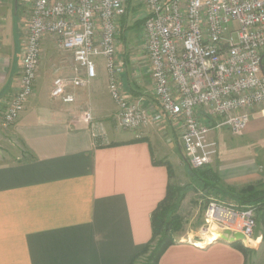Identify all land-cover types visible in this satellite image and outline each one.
Returning <instances> with one entry per match:
<instances>
[{
  "label": "crops",
  "instance_id": "0c3cea01",
  "mask_svg": "<svg viewBox=\"0 0 264 264\" xmlns=\"http://www.w3.org/2000/svg\"><path fill=\"white\" fill-rule=\"evenodd\" d=\"M11 1L0 0V35ZM135 3L126 0L127 14ZM14 4L13 46L16 20L24 19L17 14V0ZM127 14L120 23L122 35ZM25 26L19 33L23 39ZM23 39L14 47L13 68L8 65L0 78V264H132L152 238L151 216L170 183L167 163L182 154L179 132L165 120L139 131L122 129L105 64L87 86L72 89L73 103L52 97L54 78L74 75L76 64L73 54L60 50L50 36L43 40L33 95L19 119L3 127L2 108L19 87ZM129 47L132 54L121 49L118 58L124 92L130 100L157 107L145 44ZM143 55L146 66L135 65ZM128 62L135 65L132 70L125 69ZM254 113L264 115L259 109ZM97 124L105 134L94 137ZM219 161L212 167L224 185L264 188L256 160L242 166ZM190 193L179 209L188 227L176 234L177 242L159 264H247L234 245L203 237L200 203ZM260 224L257 245L264 244V222Z\"/></svg>",
  "mask_w": 264,
  "mask_h": 264
},
{
  "label": "built area",
  "instance_id": "2783aa9c",
  "mask_svg": "<svg viewBox=\"0 0 264 264\" xmlns=\"http://www.w3.org/2000/svg\"><path fill=\"white\" fill-rule=\"evenodd\" d=\"M141 26L157 107L130 100L121 84L118 43L126 0H32L21 53L19 87L1 119L15 123L36 87L43 40L50 36L69 51L75 73L56 76L51 95L76 100L72 89L98 76V62L108 72V90L118 106L119 126L139 131L164 120L179 132L180 145L194 168L210 165L218 154L214 130L242 135L256 109L264 113V0H145ZM87 120H92L86 114ZM94 137L104 135L97 124ZM206 224L221 233L241 232L254 246L257 217L216 201L208 203Z\"/></svg>",
  "mask_w": 264,
  "mask_h": 264
},
{
  "label": "rangeland",
  "instance_id": "374dc122",
  "mask_svg": "<svg viewBox=\"0 0 264 264\" xmlns=\"http://www.w3.org/2000/svg\"><path fill=\"white\" fill-rule=\"evenodd\" d=\"M31 2L32 0H17V4H18L17 14H19V16L22 14L24 19L16 20V23L18 25L17 24L15 25H17L16 30L18 31V33H17V37H15L14 39V44H15L14 46H13V36H12L13 35L12 19L15 17L14 0H12L9 4L10 7L9 9L11 8L12 9L10 10V13L6 17V24L4 28H2L3 32L0 35V78L1 79L6 75V69L8 65H10L13 68L12 56L14 53V47L17 46L19 47V45L22 43L23 38L19 36V33L22 31L21 24L22 25L26 24V22L29 19L30 11H31ZM135 2H136L135 5L130 6L129 14H127L126 17L127 20L125 21V34L122 35V33L120 32V37H119L120 44H119L118 52L119 50L121 51L122 49V52L124 50V52L126 51L127 52L126 54L129 55L132 54V51L130 50L129 47L130 45H132L134 48L136 47V49L137 47L142 49L145 44V40L141 34V28L139 24L141 25L143 24L142 21L146 19L148 12L146 8L145 0H135ZM1 8L3 9L5 7H1ZM23 35H24L23 40H25V33ZM134 51L135 50L133 49V53ZM21 53H20V58L18 57V59H20V64H21ZM98 64H99L98 65V73H99L100 66L104 65L105 63L104 61L100 60ZM135 65L146 66V59H144V55H143V59H140V61H138V63ZM135 65L131 64V62H128V66L125 69L132 70ZM17 76H19V73ZM2 109H4L3 110L4 113V111L6 110L5 105ZM163 123L164 121L159 123L158 125H161ZM211 136L216 140H218V150H219L217 158L211 164V166L216 167L215 164L218 159L220 160L219 163L221 162L225 164L237 163L238 165L241 166L244 163L247 164V162L249 161L253 163L254 160H256L259 164L260 169L264 172V115H259V113L252 114L248 126L246 127V131L242 135H234L229 129L223 128L212 131L210 137ZM179 150L182 152V154L180 155L179 153H177L178 154L177 159L171 157L172 160L169 163L172 166V173H173L172 184L183 186L193 180V173L191 171V168L194 167L191 166V164L188 162L187 158L185 157L180 145V140H179ZM166 158L168 157L166 156ZM227 191L229 192V190ZM227 191L217 192V191H209V190H201V189H199L198 191H191L190 193L191 196L197 198V202L200 203V208L197 216L200 222L204 224V226L206 224L205 212L209 202L216 201L228 206L229 205L237 206L238 204L237 198L232 194L228 193ZM186 227H188V222L184 217L182 228L174 232V237L176 238V234L186 229ZM218 231H221L220 228L213 225L209 230L203 229L201 234L205 239H208L207 235L211 234L212 232H218ZM255 245L254 247L251 248L253 249L259 248V249H257L256 252H254L248 257L247 264H264V244L257 246ZM149 254L150 252L142 256L137 261V264H146L147 257L149 256Z\"/></svg>",
  "mask_w": 264,
  "mask_h": 264
},
{
  "label": "trees",
  "instance_id": "16d2710c",
  "mask_svg": "<svg viewBox=\"0 0 264 264\" xmlns=\"http://www.w3.org/2000/svg\"><path fill=\"white\" fill-rule=\"evenodd\" d=\"M145 20L142 21L144 23ZM138 25V24H137ZM141 25V24H139ZM123 27L120 32L122 33ZM170 183L165 198L158 204L151 216L152 238L136 255L132 264L149 253L146 264H159L160 257L166 249L177 242L174 232L182 228L184 216L179 209L188 192L201 190L227 191L237 198V208L252 207L256 212L257 220L264 222V188L260 184H247L242 187L226 186L222 183L218 172L211 166L191 168L193 180L183 186L172 184V166L167 163ZM264 241V234H262ZM232 245L240 249L248 257L256 249L246 246L243 242H234Z\"/></svg>",
  "mask_w": 264,
  "mask_h": 264
},
{
  "label": "water",
  "instance_id": "95a60500",
  "mask_svg": "<svg viewBox=\"0 0 264 264\" xmlns=\"http://www.w3.org/2000/svg\"><path fill=\"white\" fill-rule=\"evenodd\" d=\"M260 229H261V224L260 221H258L255 230V238L258 237ZM217 240H223L225 242L233 244L234 242H240V241L242 242L244 240V235L241 232L232 233L230 230H225L224 233L219 234V236L212 241H217ZM246 246L251 247L250 245H246Z\"/></svg>",
  "mask_w": 264,
  "mask_h": 264
},
{
  "label": "bare ground",
  "instance_id": "6f19581e",
  "mask_svg": "<svg viewBox=\"0 0 264 264\" xmlns=\"http://www.w3.org/2000/svg\"><path fill=\"white\" fill-rule=\"evenodd\" d=\"M219 236V234H218V232H212L211 234H209V235H207V238H212V237H218Z\"/></svg>",
  "mask_w": 264,
  "mask_h": 264
}]
</instances>
